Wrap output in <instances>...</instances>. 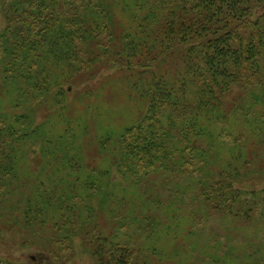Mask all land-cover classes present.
I'll return each instance as SVG.
<instances>
[{"label":"trees","instance_id":"1","mask_svg":"<svg viewBox=\"0 0 264 264\" xmlns=\"http://www.w3.org/2000/svg\"><path fill=\"white\" fill-rule=\"evenodd\" d=\"M263 4L0 0V239L44 264H264Z\"/></svg>","mask_w":264,"mask_h":264},{"label":"rangeland","instance_id":"2","mask_svg":"<svg viewBox=\"0 0 264 264\" xmlns=\"http://www.w3.org/2000/svg\"><path fill=\"white\" fill-rule=\"evenodd\" d=\"M258 12H259V14L264 12V4L262 5V7H260L258 9ZM107 73L108 72L101 73L98 78L99 79L103 78L104 75H106ZM69 90L72 92V96H73L75 94V93H73L74 90L72 88H68V91ZM70 97L71 96H68V102H71ZM91 150H87V151H91ZM13 234L18 236L17 233H12V231H11V233H5L4 234V237H2L3 240L0 239V256H2V257L16 256V257H21L25 260H27V259L32 260V261L34 260L33 262H37V259H38V263L42 262L44 264V262L41 261L42 256L40 255L37 247L22 248L21 247V238L17 239V237L13 236ZM15 240H17V241L15 242ZM14 244H16V245H14ZM80 259L77 260V264H92V261L88 256H85V258L83 260H80ZM44 261L46 262V258L44 259Z\"/></svg>","mask_w":264,"mask_h":264}]
</instances>
